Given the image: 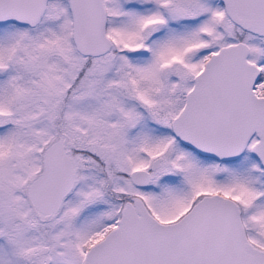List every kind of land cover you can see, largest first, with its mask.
Wrapping results in <instances>:
<instances>
[{
	"label": "snow or ice",
	"instance_id": "snow-or-ice-1",
	"mask_svg": "<svg viewBox=\"0 0 264 264\" xmlns=\"http://www.w3.org/2000/svg\"><path fill=\"white\" fill-rule=\"evenodd\" d=\"M0 264H264V0H0Z\"/></svg>",
	"mask_w": 264,
	"mask_h": 264
}]
</instances>
